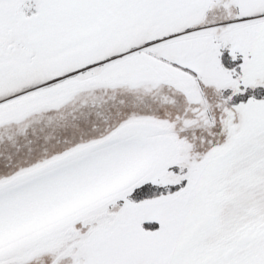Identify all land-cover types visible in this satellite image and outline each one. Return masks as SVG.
Masks as SVG:
<instances>
[{"label":"snow or ice","instance_id":"obj_1","mask_svg":"<svg viewBox=\"0 0 264 264\" xmlns=\"http://www.w3.org/2000/svg\"><path fill=\"white\" fill-rule=\"evenodd\" d=\"M0 264H264V0H0Z\"/></svg>","mask_w":264,"mask_h":264}]
</instances>
